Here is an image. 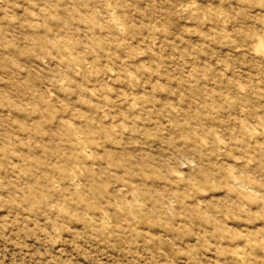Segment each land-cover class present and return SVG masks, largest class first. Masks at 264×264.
Instances as JSON below:
<instances>
[{"label": "rangeland", "instance_id": "obj_1", "mask_svg": "<svg viewBox=\"0 0 264 264\" xmlns=\"http://www.w3.org/2000/svg\"><path fill=\"white\" fill-rule=\"evenodd\" d=\"M0 264H264V0H0Z\"/></svg>", "mask_w": 264, "mask_h": 264}]
</instances>
